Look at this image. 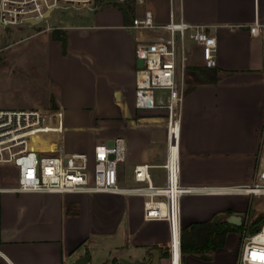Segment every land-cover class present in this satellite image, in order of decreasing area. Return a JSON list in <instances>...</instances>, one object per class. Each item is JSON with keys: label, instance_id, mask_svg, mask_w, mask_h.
Masks as SVG:
<instances>
[{"label": "crops", "instance_id": "1", "mask_svg": "<svg viewBox=\"0 0 264 264\" xmlns=\"http://www.w3.org/2000/svg\"><path fill=\"white\" fill-rule=\"evenodd\" d=\"M147 8L159 24L184 20L217 39L215 67L205 65L201 46L187 43L180 182L194 190L180 200L181 238L183 227L228 214L243 216L249 225L264 220V193L214 191L264 185V27L259 34L250 31L257 20L264 26V0H145L129 13L105 5L76 9L74 17L48 24L46 87L64 113V128L59 142L35 135L31 146L60 154L92 175L96 146L125 137L120 183L134 182L137 164H150L153 181L166 182L167 112L135 105L137 38L168 36L130 27ZM54 29L64 33L66 47ZM146 199L0 190V264H76L86 255V264H126L121 258L154 264V249L157 264H171L170 222L146 220ZM243 232H229L225 245L206 258L181 250V264H238Z\"/></svg>", "mask_w": 264, "mask_h": 264}, {"label": "built area", "instance_id": "2", "mask_svg": "<svg viewBox=\"0 0 264 264\" xmlns=\"http://www.w3.org/2000/svg\"><path fill=\"white\" fill-rule=\"evenodd\" d=\"M61 1L76 9L80 6L97 8V5H94L95 0H0V30L5 31L10 26L27 23L26 20L29 18L45 19L46 13L60 7ZM103 1L124 3L127 0ZM137 1L140 4L145 2ZM130 27L168 32V36H160L154 40L137 38V59H143L144 63L143 66L137 67L135 73L137 109L167 112V156L163 164L166 182L158 184L153 181L150 164H137L133 169L134 182L128 185L120 183L119 166L126 160L128 153L125 137L113 138V145L106 141L96 146L92 175L84 168L71 167L62 155L50 154L47 150L31 146L35 135L63 132L64 113L61 109L47 113L37 107L10 108L4 106L0 99V166L18 168V184L13 187H0V190L61 194L108 192L145 196L147 197L144 203L145 219H166L170 222L171 264H178L175 254L174 209L178 210L180 222L181 197L194 190L193 187L184 186L180 182L181 119L189 60L187 40L190 39L201 46L207 67H215L217 39L201 25L184 20L171 19L168 23L159 24L153 11L148 8L133 18ZM263 27L257 20L250 26V31L259 34ZM173 140L178 148L176 158L171 156ZM250 187H256L260 191L252 192ZM214 191L262 194L264 185H239ZM174 196L178 198V207L174 206ZM179 225L181 230V224ZM238 264H264V224L256 233L244 230Z\"/></svg>", "mask_w": 264, "mask_h": 264}, {"label": "rangeland", "instance_id": "3", "mask_svg": "<svg viewBox=\"0 0 264 264\" xmlns=\"http://www.w3.org/2000/svg\"><path fill=\"white\" fill-rule=\"evenodd\" d=\"M117 5L110 1L95 0L94 5ZM123 4L127 9L137 8V0H127ZM61 1L50 18L40 25L32 27L29 23L13 25L0 31V99L4 106L10 108L37 107L45 112L57 109L54 94L46 87L47 76V27L58 23V19L72 18L76 8ZM79 9H94L80 6ZM133 12V10H131ZM43 31V32H42ZM190 39L187 40L189 44ZM37 102V103H36ZM50 141L59 142L58 134H42ZM68 139L64 140L67 150ZM18 184V168L0 166V185ZM250 232V230H249Z\"/></svg>", "mask_w": 264, "mask_h": 264}, {"label": "trees", "instance_id": "4", "mask_svg": "<svg viewBox=\"0 0 264 264\" xmlns=\"http://www.w3.org/2000/svg\"><path fill=\"white\" fill-rule=\"evenodd\" d=\"M117 5L121 6L126 13L134 10V7L127 9L121 3H117ZM54 38L61 40L64 47H66L67 40L61 30L54 29ZM229 215L231 214L183 227L181 238V250L183 255L195 253L206 258L209 252L215 251L225 245L226 236L229 232L250 230V232L256 233L264 224L263 219H258L251 225L246 223L235 225L227 221Z\"/></svg>", "mask_w": 264, "mask_h": 264}, {"label": "water", "instance_id": "5", "mask_svg": "<svg viewBox=\"0 0 264 264\" xmlns=\"http://www.w3.org/2000/svg\"><path fill=\"white\" fill-rule=\"evenodd\" d=\"M51 14H52V10L48 11L46 13L45 19L49 18ZM45 19L29 18L26 20V22L32 25H38L42 23ZM143 63H144L143 59H140V58L137 59V67L143 66ZM108 143L109 145H113L114 143L113 139L109 140ZM227 221L235 225H241L243 223V216L239 214H231L227 217ZM153 254L155 256L154 264H157L158 259H159V250L154 249ZM89 260H90V256L86 255V256L79 258L76 264H86L89 262ZM121 260L126 264H143L144 263V261L142 260H130L127 258H121ZM101 264H105V262H102Z\"/></svg>", "mask_w": 264, "mask_h": 264}, {"label": "bare ground", "instance_id": "6", "mask_svg": "<svg viewBox=\"0 0 264 264\" xmlns=\"http://www.w3.org/2000/svg\"><path fill=\"white\" fill-rule=\"evenodd\" d=\"M177 153H178V148H177V144L176 142L173 140L171 143V156L173 158L177 157ZM256 190H259L256 187H250V191L252 192H257ZM173 191H175V189H173ZM260 191V190H259ZM174 195V194H173ZM174 199V206L176 205L178 207V198L176 199L175 196L173 197ZM174 217H175V254L178 260V264H179V257H180V225H179V213L178 210L175 208L174 209Z\"/></svg>", "mask_w": 264, "mask_h": 264}]
</instances>
